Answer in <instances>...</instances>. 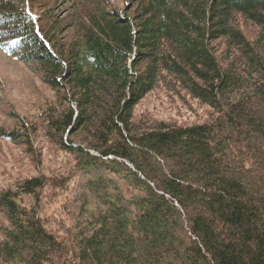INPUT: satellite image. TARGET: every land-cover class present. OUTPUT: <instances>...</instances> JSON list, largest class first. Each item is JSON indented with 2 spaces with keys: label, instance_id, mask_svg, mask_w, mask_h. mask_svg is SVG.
<instances>
[{
  "label": "trees",
  "instance_id": "trees-1",
  "mask_svg": "<svg viewBox=\"0 0 264 264\" xmlns=\"http://www.w3.org/2000/svg\"><path fill=\"white\" fill-rule=\"evenodd\" d=\"M59 1L0 0V50L57 91L0 129L29 163L0 264H264V0ZM154 92L203 120L136 115Z\"/></svg>",
  "mask_w": 264,
  "mask_h": 264
},
{
  "label": "rangeland",
  "instance_id": "rangeland-1",
  "mask_svg": "<svg viewBox=\"0 0 264 264\" xmlns=\"http://www.w3.org/2000/svg\"><path fill=\"white\" fill-rule=\"evenodd\" d=\"M64 0L59 1V3ZM57 10L59 17H66L68 5L64 3ZM66 6V7H65ZM57 91L50 90L40 80L38 74L29 65L9 57L0 50V129H12L14 118L11 114L23 119H32L35 113L55 101ZM184 95L154 92L137 107L136 115H157L159 118L169 117L179 123H193L203 120V110H198L194 103H188ZM33 144L37 154L48 155L51 150L47 143L38 137ZM40 140V141H39ZM48 151V152H47ZM51 155V153H50ZM27 156L17 144L4 141L0 137V189L11 187L29 170ZM81 184L72 182L65 193H60L52 201L43 200V214L46 217L64 215L72 209V203L80 194Z\"/></svg>",
  "mask_w": 264,
  "mask_h": 264
}]
</instances>
